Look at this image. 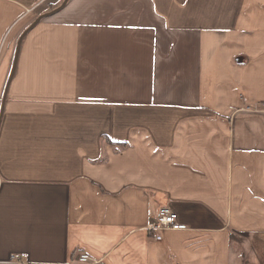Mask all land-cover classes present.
<instances>
[{"label": "crops", "instance_id": "obj_1", "mask_svg": "<svg viewBox=\"0 0 264 264\" xmlns=\"http://www.w3.org/2000/svg\"><path fill=\"white\" fill-rule=\"evenodd\" d=\"M63 2L0 0V264H264V0Z\"/></svg>", "mask_w": 264, "mask_h": 264}, {"label": "built area", "instance_id": "obj_2", "mask_svg": "<svg viewBox=\"0 0 264 264\" xmlns=\"http://www.w3.org/2000/svg\"><path fill=\"white\" fill-rule=\"evenodd\" d=\"M188 226L185 223L179 222L176 210L169 204L160 206L158 215L155 221L148 225V230L155 236L157 240L163 238L160 234L166 230H186ZM24 261L23 254H14L10 259V263L21 264ZM80 264L95 263L97 260L92 258L88 253H82L77 259Z\"/></svg>", "mask_w": 264, "mask_h": 264}, {"label": "water", "instance_id": "obj_3", "mask_svg": "<svg viewBox=\"0 0 264 264\" xmlns=\"http://www.w3.org/2000/svg\"><path fill=\"white\" fill-rule=\"evenodd\" d=\"M67 1L68 0H64V2L62 3L61 6H59L56 10H54L52 13H55V12H58L60 11L61 9H63L66 4H67ZM50 14H43L41 15L40 17H38L26 30L25 32L21 35L19 41H18V45H17V49H16V54H15V60H14V65H13V70L11 72V76L9 78V82H8V86L11 82V80L13 79L14 75H15V72H16V69H17V63H18V59H19V54H20V50H21V43H22V40L24 38V36L42 19V18H45L47 16H49ZM7 92H8V87L6 88V92H5V95H4V101H3V105L5 104V101H6V97H7ZM3 110L4 108L2 107V113H3Z\"/></svg>", "mask_w": 264, "mask_h": 264}]
</instances>
